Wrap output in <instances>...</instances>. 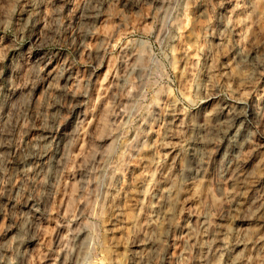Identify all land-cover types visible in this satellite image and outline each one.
<instances>
[{"label":"rangeland","instance_id":"rangeland-1","mask_svg":"<svg viewBox=\"0 0 264 264\" xmlns=\"http://www.w3.org/2000/svg\"><path fill=\"white\" fill-rule=\"evenodd\" d=\"M237 46L264 59V0H0V264H142L148 238L164 264H264V213L233 205L264 204V68ZM231 98L260 111L245 189L214 143L192 157Z\"/></svg>","mask_w":264,"mask_h":264},{"label":"bare ground","instance_id":"bare-ground-1","mask_svg":"<svg viewBox=\"0 0 264 264\" xmlns=\"http://www.w3.org/2000/svg\"><path fill=\"white\" fill-rule=\"evenodd\" d=\"M89 13L90 12H88V14L86 15L88 16L93 15ZM233 31H234V27H233ZM232 51L234 53V58L236 59L237 62L243 64H248V63L253 64L258 70L264 68V59H260L259 57H257V54L254 50L245 51L243 49L238 48L237 46V47H233ZM215 97L216 96H214V94L213 95L208 94L207 95L208 99L206 98V101L211 100L213 98L215 99ZM247 101L243 98H231L229 100L225 99V101L219 104L213 110V112H210L213 121L212 123L210 122L211 124H208L206 128H204L206 130L210 129V131L212 129H216L218 131V134H206V135L200 134L194 137L196 138L195 144L199 145L200 148H202V151H197L195 148L193 149L192 157L194 158V160L199 161L201 157L200 154L203 155V151L206 150L210 144L214 143L216 155L219 157L218 160L220 164L218 167V171L221 180L227 181L230 184V186H232L233 188L235 187L243 188L245 186V183H248L249 181L247 180L248 177L250 178V172L247 169L248 160L245 159L243 155L244 152L246 151V146L249 143V137H250L249 124L251 123V121L256 120L258 116H260L259 115L260 111L257 109V107H255L253 103L251 104ZM188 163L189 162H187V164L182 167V171L185 177L181 178L177 186L176 184L171 185L172 187L169 191V193H173L177 189L178 199H180L183 196V194H185L183 193L185 190V186H184L185 182L189 180L198 179L201 175L200 171L202 169L201 168L202 165L200 166L199 164H195L194 167H191L190 164ZM263 164H264V159H263ZM254 181L255 178H253V182ZM174 187L176 188L174 189ZM240 192L241 193L239 197L233 203V205L237 209H242V207L248 206L249 210L257 209L258 213H262V212L264 213V204L260 203V200L263 197L262 194H258L256 192H251V191L249 192L248 190H242ZM170 197L166 199L169 205L172 203V199H170ZM233 216L235 217V214H233ZM231 229L234 232L238 230V229L235 230V228H231ZM60 231H61L60 227H57V232H56L57 237ZM199 233H201L202 235L203 234L206 235V230L205 229L204 231L201 230ZM199 233L194 236V239L196 240L200 239L198 237ZM211 236L212 239L215 241H218L220 238L219 236H217V232H214V234L211 233ZM155 244L156 243L153 238L145 239L138 244L142 246V250L139 254V261L142 264H154V263L158 264L159 261H160L159 264H164L163 259L160 258L159 256V251L157 250V248L152 249L155 246Z\"/></svg>","mask_w":264,"mask_h":264}]
</instances>
